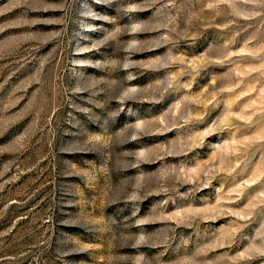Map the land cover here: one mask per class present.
I'll return each mask as SVG.
<instances>
[{
  "label": "rangeland",
  "instance_id": "1",
  "mask_svg": "<svg viewBox=\"0 0 264 264\" xmlns=\"http://www.w3.org/2000/svg\"><path fill=\"white\" fill-rule=\"evenodd\" d=\"M0 264H264V0H0Z\"/></svg>",
  "mask_w": 264,
  "mask_h": 264
}]
</instances>
